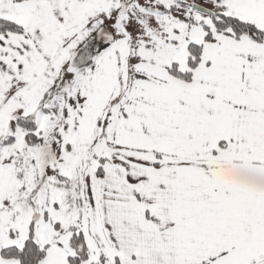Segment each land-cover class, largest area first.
I'll use <instances>...</instances> for the list:
<instances>
[{"label":"snow or ice","instance_id":"1","mask_svg":"<svg viewBox=\"0 0 264 264\" xmlns=\"http://www.w3.org/2000/svg\"><path fill=\"white\" fill-rule=\"evenodd\" d=\"M0 264H264V0H0Z\"/></svg>","mask_w":264,"mask_h":264}]
</instances>
